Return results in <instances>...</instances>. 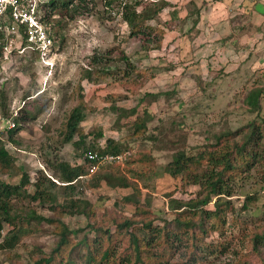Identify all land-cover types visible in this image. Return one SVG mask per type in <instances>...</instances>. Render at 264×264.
I'll return each mask as SVG.
<instances>
[{"label": "rangeland", "instance_id": "obj_1", "mask_svg": "<svg viewBox=\"0 0 264 264\" xmlns=\"http://www.w3.org/2000/svg\"><path fill=\"white\" fill-rule=\"evenodd\" d=\"M189 1L172 0L178 4L179 11L174 23H171L174 17L167 12L159 16L158 21L167 29L161 51H143L141 42L130 37L127 24L121 18L105 14L99 1L96 14L68 22L61 34L55 32L57 56L53 70L40 67L27 54L15 53L8 58L2 54L0 118H5V127L7 121H13L16 123L14 129L22 128L14 136L17 143L7 148L33 183L40 179L46 184L45 189L50 186V181L61 185L51 162L83 163L74 145H63L61 138V129L83 91L90 107L81 124L88 134V142L102 132L103 137L97 140L99 148H104L107 139L113 138L125 147L130 146L132 157L145 151L155 158V165L146 166L128 160V152L126 159L114 162L110 170L138 184L143 198L151 194L153 212L158 218L156 224H163L162 219L173 218L168 197L171 193L172 198L188 200L198 191V186L184 185L181 180L169 178L165 166L176 152L187 150L190 154H197L213 139L214 133L237 130L256 118L244 104V97L250 89L264 85V17L253 11L255 0H247L244 4V0H216V34L201 35L192 28L191 21L182 26L176 22L185 20ZM211 2L209 0L208 4ZM262 4L264 9V0H261ZM247 10L252 12L248 14ZM258 26H261L259 30ZM112 49L119 51L112 55L110 63L113 75L119 79L101 84L84 79L85 71L90 69V58L95 53L106 54ZM122 53L137 67L132 77L138 82L128 81L127 85L121 82L128 67L120 58ZM98 68L94 67V72ZM153 94L163 95L156 100L150 96ZM141 98L144 103L140 104ZM139 104L138 115H143L144 105H147L152 116L149 132L144 137L128 138L125 124L136 117L125 118L121 122L122 129H119L117 115L112 108L130 110ZM261 116L264 117V100ZM150 136L157 139H145ZM4 137L6 140L9 134ZM92 178L81 179L73 197L88 200L93 206V216L63 218L77 241L85 236H95L91 227L96 226L104 214L121 218L130 216L132 209L131 206L119 208L114 205L117 199L132 193L131 189H111L105 181L94 187L90 183ZM0 180L18 184L21 174L8 176L0 172ZM234 186L235 194L229 199L237 208L248 195L258 198L249 216V230L262 225L264 164L237 177ZM29 192L34 193L35 188L29 186ZM66 198L62 189L52 187L42 202L14 199L13 203L16 212L35 208L40 214L51 217L52 204L62 203ZM10 229L5 225L3 234H8ZM54 230V225L42 223L15 250L0 248V264H29L33 258L42 256L40 252L36 253L35 248L48 254L58 240ZM235 246H242L240 240ZM80 253V248H76L72 259L79 262ZM233 256L231 250L223 258L231 259Z\"/></svg>", "mask_w": 264, "mask_h": 264}, {"label": "trees", "instance_id": "obj_2", "mask_svg": "<svg viewBox=\"0 0 264 264\" xmlns=\"http://www.w3.org/2000/svg\"><path fill=\"white\" fill-rule=\"evenodd\" d=\"M99 1L105 14L121 18L127 24L130 37L139 40L141 49L147 52L163 49L167 29L158 21L159 16L167 12L174 17L173 21L170 20L174 23L179 15L178 4L171 1L145 3L142 0H51L42 7L44 21L52 25L56 34H61L68 22L96 14ZM188 3L187 15L183 18L185 20L176 22L182 26L191 21L192 28L196 29L208 1L190 0ZM253 5V11L264 17L261 0H255ZM247 11L248 14L252 12ZM258 27L259 30L261 26ZM117 52V49H112L106 54L95 53L90 58V69L85 71L84 79L95 84L113 83L115 79H119L113 75V67L110 65L112 55ZM120 58L128 65L120 81L125 85L128 81L138 82L132 77V72L137 67L123 53ZM94 67H99L98 71L94 72ZM162 95L150 96L157 100ZM146 96L149 97V94ZM263 100L264 85L250 89L245 94L244 104L256 118L237 130L214 133L213 139L197 154H190L187 150L174 154L172 161L165 166L166 175L172 180H181L184 185L198 186L199 189L188 200L172 198L171 193L168 197L173 218L162 219L163 224H156L158 218L153 212L151 194L143 198L138 184L127 176L116 175L110 170L114 164H103L101 167L106 170L101 171V168V172L90 174V169L98 162V158L106 155L117 157L129 152L131 156H128V160L146 166L155 165V158L145 151L132 157V148L125 147L121 141L113 138L107 139L104 148H99L97 140L103 137L102 132L95 134L93 140L88 142V134L81 126L90 109L83 91L79 93L78 103L61 129L62 144H73L83 163L73 165L67 161L51 162V168L61 185L49 180L50 186L45 189L46 184L40 179L32 182L29 174L17 165L16 158L7 148L8 145L17 143L14 136L22 128L19 126L10 130L9 138L0 139V172L8 176L21 174V180L18 184L0 180V248L15 250L25 237L38 230L40 224L48 223L55 226L54 233L58 240L48 254L35 248L36 253L40 252L42 256L33 258V262L29 264H264V222L249 230V216L257 203V196L248 195L240 208L229 199L235 194L234 183L237 177L264 164V117L261 116ZM141 103H144L143 98ZM140 104L130 110L116 106L112 108L117 115L119 129H122L121 122L125 118L136 117L125 124L128 138L144 137L149 132L148 124L152 116L147 105H144L143 115H138ZM76 137L78 140H75ZM145 139L155 141L157 138L150 136ZM94 155L97 158L92 157ZM91 176L93 178L90 183L94 187L105 181L111 189H131L132 193L117 199L114 205L119 208L131 206L132 209L130 216L121 218L107 217L104 214L101 221L91 227L95 236H85L77 241L63 218L93 216V206L88 200L73 197L77 192V183ZM29 186L35 188L34 193L29 192ZM52 187L62 189L67 197L64 202H56L50 207L54 217L42 215L35 208L15 211L14 199H28L39 203ZM5 225L11 229L4 235ZM238 240L242 244L239 248L235 246ZM78 247L81 251L79 262L72 259V254ZM231 250L233 258L224 259Z\"/></svg>", "mask_w": 264, "mask_h": 264}, {"label": "built area", "instance_id": "obj_3", "mask_svg": "<svg viewBox=\"0 0 264 264\" xmlns=\"http://www.w3.org/2000/svg\"><path fill=\"white\" fill-rule=\"evenodd\" d=\"M145 3H158L172 0H142ZM49 0H0V52L5 58L19 55L32 56L37 64L49 70L56 67L57 36L52 25L44 21L42 7ZM0 118V139L16 127L13 121ZM129 153L120 156L106 155L90 169V174L99 171L103 164L124 161ZM97 158L96 155L92 156ZM91 157V158H92Z\"/></svg>", "mask_w": 264, "mask_h": 264}, {"label": "crops", "instance_id": "obj_4", "mask_svg": "<svg viewBox=\"0 0 264 264\" xmlns=\"http://www.w3.org/2000/svg\"><path fill=\"white\" fill-rule=\"evenodd\" d=\"M246 2L247 0H244L242 3L244 4ZM196 30H198V33L200 32L201 35H205V33L208 35L216 34V0H212V2L203 9L201 20L197 25Z\"/></svg>", "mask_w": 264, "mask_h": 264}]
</instances>
